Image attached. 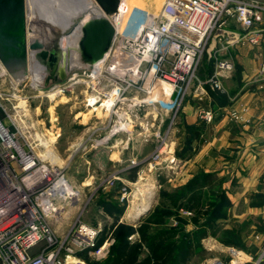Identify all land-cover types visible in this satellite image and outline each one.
<instances>
[{
	"label": "built area",
	"instance_id": "1",
	"mask_svg": "<svg viewBox=\"0 0 264 264\" xmlns=\"http://www.w3.org/2000/svg\"><path fill=\"white\" fill-rule=\"evenodd\" d=\"M108 17L116 33L104 57L63 81L45 85V71L31 50L22 76L0 67V264H90L80 255L84 251L96 260L106 258L114 240L109 235L99 243L104 223L83 221L87 202L78 206L61 236L51 225L80 201L66 161L78 152L131 151L95 187L107 190L120 181L118 198L128 208L134 190L123 173L138 172L149 161L158 176L164 166L176 167L178 112L191 96L202 101L208 86L225 89L223 78L235 66L232 56L216 57L212 74L205 80L198 76L211 37L234 19L244 33L225 30L229 44L264 43V27L257 26L264 21V3L254 0H164L156 12L137 4L122 6L121 0L117 12ZM79 92L80 130L64 157L57 149L61 135L57 114L49 111L48 117H40V105L34 107L33 101L58 96L69 101ZM246 111L231 109L229 115L243 121ZM197 114L207 124L216 117V111L203 103ZM261 122L264 126V114ZM148 144L153 149L150 155L134 152ZM254 236L263 244L257 259L244 249L228 247L227 259L203 264H262L264 233Z\"/></svg>",
	"mask_w": 264,
	"mask_h": 264
},
{
	"label": "crops",
	"instance_id": "2",
	"mask_svg": "<svg viewBox=\"0 0 264 264\" xmlns=\"http://www.w3.org/2000/svg\"><path fill=\"white\" fill-rule=\"evenodd\" d=\"M257 26L264 27V21L259 22ZM225 30L244 33V29L234 19H228L222 30H218L211 37L208 50L198 69V76L205 80L212 74L216 57L232 56L234 63L237 60L243 71L240 75L232 71L223 78L225 89L222 92L226 95L223 101L215 98L210 91L203 96L202 101L198 96H191L185 101L177 114L174 133V156L178 163L173 167L169 181L171 188L174 189L185 185L200 172L229 174L230 179L235 178L236 182L233 184L231 181L226 182L225 186L228 189L233 187L234 195H230L231 197L241 198L245 194H264V126L261 122L264 114V43L260 46L248 43L231 45L228 43ZM200 103L216 110L214 121L204 126L197 114ZM243 107L247 108L244 120L231 119L230 110ZM188 127L193 128L190 140ZM185 148L196 152L189 157L177 155V151ZM149 149H152V144L134 152L143 155L142 151ZM127 155H131V151L124 153L119 148L94 152L93 162L98 166V171L95 170L96 175H92L91 178L99 180L111 172L112 167H119L120 159ZM129 172L123 173V178L128 182H134L136 179L130 177ZM117 184L122 183L119 181ZM116 188L117 186L112 191H109L111 188L105 190L107 200H119V191ZM100 207L106 216L104 225L111 224L110 214L103 206ZM251 210L264 219V206H255ZM251 227L257 229L256 224H252ZM255 244L258 248L263 245L260 241H256Z\"/></svg>",
	"mask_w": 264,
	"mask_h": 264
},
{
	"label": "rangeland",
	"instance_id": "3",
	"mask_svg": "<svg viewBox=\"0 0 264 264\" xmlns=\"http://www.w3.org/2000/svg\"><path fill=\"white\" fill-rule=\"evenodd\" d=\"M133 4H137L139 6H142L150 11H159L163 5L164 0H157V3H152L149 0H132ZM151 2V3H150ZM91 3H94V0H91ZM130 4V3H129ZM53 6H57V4L54 2ZM28 9V6H27ZM30 22V19H29ZM235 66L233 69V72L237 73L238 75L241 74L243 71V68L238 65L237 60H235ZM1 65V63H0ZM242 86V85H241ZM241 88V87H240ZM76 94V93H75ZM40 105V117L43 116V118L48 117L49 111H54L58 116V124L61 128V135L58 140L57 149L59 153L67 157L68 155V147L70 143L75 138L76 132L80 130L79 124H78V113L83 108V102H82V95L79 92L78 97H75V95L70 99L69 101H66L65 99H61L60 96L56 97L55 99H49V98H36L33 101V106H39ZM130 152V151H127ZM153 152V149H149L147 151H142L143 156H148ZM93 155L94 153L88 152H78L77 154L73 155L72 158L68 161H66V173L71 179V182L79 189L80 191V201L78 204H76L75 208L69 209L68 213L63 216L59 220H51L52 227L56 230L57 234L61 236L66 232L69 225L75 218L78 208L82 207L87 202V208L84 211V214L82 216L83 221L89 222L91 224L96 225L98 221H102L104 223V220L106 219L105 214L103 213L102 207H100V196L99 192L105 191L104 189H98L95 191V187L97 185L98 180L92 179V175H96V171H98V166H96L93 162ZM128 156V155H127ZM126 156V157H127ZM166 154H164L165 158ZM151 161L146 162L143 165V170L140 169L136 173V180L132 182V188L134 190V195L130 197V201L128 208L125 205V212L123 220L120 218L119 221L129 223L128 220L131 218L128 216L130 211H132L133 207L136 206L142 198L141 192L146 188H152L151 190L153 194L152 203H151V212L154 207L157 206H168L169 200L165 197L166 193L171 191V181L169 179L172 175V169H168L166 166L165 168L161 170L160 176H158L156 170L153 168L152 165H150ZM113 170L117 167H112ZM112 170V171H113ZM219 177H222V184L219 187H215L213 192H210L211 190L207 189L205 195L203 198H205L206 206L202 208V211L205 209L207 210L209 207V202L212 201L213 196H210L209 193H215V195L218 192H224L228 195L229 200L231 201V205L229 208H227V214L225 217L220 218L214 223L213 227L210 229V232L207 237L203 238L201 243V248L195 249V251L192 252V254L189 256L186 264H203L207 262L210 259L213 258H222L227 259L228 258V247L243 249L245 251H248V253H251L254 256V260L258 258L260 254V250L262 249L263 245H261L259 248L256 246V239L255 234L258 232H264V219L259 214L252 213L251 208L255 206H264L262 203L261 198L258 199V197H255L253 194H245L244 197H231L230 195H234L233 187H229V189L225 186L226 182H230L231 184L236 182V179H230L229 174H223L219 175ZM95 191V192H94ZM93 194V196H91ZM136 196V197H135ZM138 198L140 199H136ZM79 206V207H78ZM127 208V209H126ZM199 208V207H197ZM192 212V214H186L185 211ZM199 209L191 210L187 207L183 206L180 207L175 214L172 216H158L160 223L164 221L163 224L165 226H179V217H183L181 219V222L184 223L183 230L181 233L177 235V239H180V236L183 234L184 231H189L191 228H193L196 225V221H201L202 219H205L202 213L198 212ZM171 211V210H170ZM111 216V215H110ZM112 217V216H111ZM131 224V223H129ZM252 224H256L257 229H253L251 227ZM134 225V224H132ZM138 225V224H137ZM135 225V226H137ZM158 225H155L152 229L147 231V233H153L156 231V227ZM161 226V225H160ZM114 228H108L106 231V235H104V239H106L109 235L114 240L111 247L110 252L115 253L119 250L118 245V237L117 234L113 233L112 230ZM235 231L238 235V241L240 242V245L235 244H227L225 242L221 241V237L225 236L224 232L226 231ZM229 235V234H228ZM101 237V235H100ZM99 237V238H100ZM104 241V240H103ZM102 241V242H103ZM116 245H115V244ZM115 245V247L113 246ZM113 247V248H112ZM157 249L153 248V250L149 249L147 246H142L141 250L139 252V258L146 259L148 257H152L153 253ZM109 252V254H110ZM108 254V255H109ZM89 255V254H88ZM107 258V257H106ZM100 259L96 260L93 257L89 256L87 259L90 264H111L108 259ZM171 263V256L165 257L162 261L153 262L151 264H170ZM264 264V262L262 263Z\"/></svg>",
	"mask_w": 264,
	"mask_h": 264
},
{
	"label": "trees",
	"instance_id": "4",
	"mask_svg": "<svg viewBox=\"0 0 264 264\" xmlns=\"http://www.w3.org/2000/svg\"><path fill=\"white\" fill-rule=\"evenodd\" d=\"M208 89L219 101H223L226 97L222 91L213 90L209 86ZM201 123L202 126L206 124L202 120ZM200 129L202 128L200 127ZM188 131L189 133H192L193 128L188 127ZM191 133L188 136L189 140L191 138ZM195 152L196 150H189L188 148H185L184 150L177 151V155L189 157V155H193ZM136 173L137 170L130 171V177L136 178ZM222 180L223 178L219 177V175L215 172L198 173L185 185L171 189L170 192L166 193L165 197L169 200L170 204L165 207H154L151 212L142 218L141 222L137 226L119 221L125 212L126 204H122L117 199L107 200V192L100 191V205L103 206L105 211L112 216L113 222L112 224L104 225L101 237L99 238V243H102L107 229L111 227L114 228L112 230V234L116 233L119 241V250L116 254L110 252L106 259H108L111 264H151L153 262L162 261L165 257L167 258L171 256L170 264H186L192 252L197 248H201L200 242L203 238L208 236L214 223H216L218 219L226 216L227 208L231 205L228 195L224 192L220 191L216 195L215 193H209L211 194L210 196H213L212 201L209 202L208 209L202 211V208L207 205L205 198H203L207 189L211 190L210 192H213L215 187L221 186ZM117 183L109 191H112V189L116 186L118 188H116V190L119 191L121 185ZM253 195L258 197V199H263L262 203L259 204H264V194L254 193ZM183 206L191 210L199 209L198 212L206 216H204L205 219L196 221V225L193 228L187 232L184 231L180 236V239H177V235L181 233L184 228V223L181 222L183 217H179V226L174 227L165 226V224H163L164 221L160 223L158 216H172L175 214L174 212ZM155 225H158L156 226L158 227L156 228V231L153 233H147V231L152 229ZM224 235L225 236L221 237L222 242L240 245V242L237 240V232L228 230L224 232ZM115 245L113 246L115 247ZM142 246H147L150 250H153V248H156L157 250L153 253L152 257H148L143 260L139 258V252ZM80 255L86 259L89 258L88 252L86 251L80 252Z\"/></svg>",
	"mask_w": 264,
	"mask_h": 264
},
{
	"label": "water",
	"instance_id": "5",
	"mask_svg": "<svg viewBox=\"0 0 264 264\" xmlns=\"http://www.w3.org/2000/svg\"><path fill=\"white\" fill-rule=\"evenodd\" d=\"M120 3L94 0L90 10L73 17L64 29L46 33L29 26L27 0H0V61L12 75L20 77L27 70L31 50L45 71V85L88 69L104 57L114 39L116 29L108 15L117 12ZM151 203L128 222L139 224L151 210Z\"/></svg>",
	"mask_w": 264,
	"mask_h": 264
},
{
	"label": "bare ground",
	"instance_id": "6",
	"mask_svg": "<svg viewBox=\"0 0 264 264\" xmlns=\"http://www.w3.org/2000/svg\"><path fill=\"white\" fill-rule=\"evenodd\" d=\"M131 1L132 0H122V6H124V4L132 5L133 2ZM149 1L157 3V0ZM54 2L57 4L55 7L53 6ZM92 5L93 3H91V0H27V21L29 26L36 31L49 33L60 28L64 29L69 25L73 17L90 10ZM41 32H37L36 34L40 36L39 33ZM64 41L67 43L70 39H65ZM1 66L4 67L2 63L0 67ZM34 70L37 73L39 72L37 67ZM149 189L152 188H146L141 192V201L134 206L132 211L128 214L131 219L136 218L138 214L149 206L154 194ZM136 199L140 198L137 196Z\"/></svg>",
	"mask_w": 264,
	"mask_h": 264
}]
</instances>
